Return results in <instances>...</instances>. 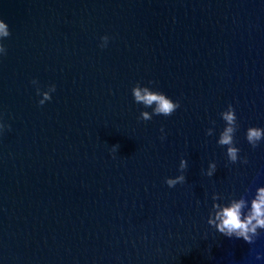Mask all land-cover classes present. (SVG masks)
<instances>
[{"label": "water", "instance_id": "95a60500", "mask_svg": "<svg viewBox=\"0 0 264 264\" xmlns=\"http://www.w3.org/2000/svg\"><path fill=\"white\" fill-rule=\"evenodd\" d=\"M0 19V264H264V229L250 244L208 222L264 186V140L246 139L264 128V0H0ZM137 84L179 107L143 120Z\"/></svg>", "mask_w": 264, "mask_h": 264}, {"label": "clouds", "instance_id": "9594fccd", "mask_svg": "<svg viewBox=\"0 0 264 264\" xmlns=\"http://www.w3.org/2000/svg\"><path fill=\"white\" fill-rule=\"evenodd\" d=\"M10 35L9 26L0 19V38H5ZM0 51L3 47L0 46ZM55 91V86L52 87ZM134 100L137 104H143L145 108H151L152 111H142L141 118L145 121L152 119L153 115L171 116L179 107V102L174 101L167 94L153 90L147 86L137 84L132 89ZM52 97L49 92L43 93V99L40 104L43 105L46 100ZM222 119L225 121L226 127L222 131L218 143L222 146H227V156L233 163L239 159V148L235 146L234 134L237 126V115L235 108L229 104L228 108L221 113ZM211 134V129L209 130ZM246 139L253 147L264 140V128L257 126H250L246 131ZM247 162V161H245ZM187 167V161L182 159L180 162L181 175L176 177H169L166 183L169 187H174L178 183L185 181L183 170ZM216 169L215 163L209 165L207 174L211 176ZM215 212L213 216L209 217V224L213 225L216 230L227 237L242 238L247 243H253L260 235L258 229H264V186L257 189L255 197L249 202L240 198L232 200L229 204L213 205ZM247 208V212L245 209Z\"/></svg>", "mask_w": 264, "mask_h": 264}]
</instances>
